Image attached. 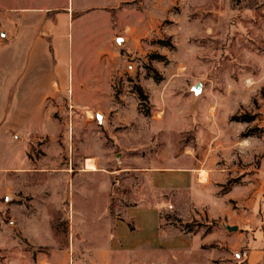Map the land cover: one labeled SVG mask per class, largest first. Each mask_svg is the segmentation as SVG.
Wrapping results in <instances>:
<instances>
[{"label":"rangeland","instance_id":"obj_1","mask_svg":"<svg viewBox=\"0 0 264 264\" xmlns=\"http://www.w3.org/2000/svg\"><path fill=\"white\" fill-rule=\"evenodd\" d=\"M67 1L0 0V31L12 14L42 10L59 27L56 15L66 13ZM137 7L141 17L124 21L132 32L120 28L115 11L105 22L75 21L82 12L68 19L70 35L56 43L65 49L69 39L67 91L12 133L29 165L0 170V264H72L75 237L84 251L89 241L75 233L71 207L80 215L110 207L117 216L125 207L161 205L169 207L165 225L229 235L233 220L220 226L198 210L183 224L172 207L186 206L187 198L153 189L147 175L191 169L206 173L201 183L213 175L229 194L228 207H241L239 187L260 170L264 154V0H147ZM46 40L52 49V37ZM70 175L84 176L77 194ZM218 243L195 262L248 264L250 242H229L226 262L212 256Z\"/></svg>","mask_w":264,"mask_h":264},{"label":"crops","instance_id":"obj_2","mask_svg":"<svg viewBox=\"0 0 264 264\" xmlns=\"http://www.w3.org/2000/svg\"><path fill=\"white\" fill-rule=\"evenodd\" d=\"M145 1L68 0L66 13L56 15L59 27L51 26L52 22L47 17L49 12L44 10L32 11L30 15H11L8 27L0 31V170H8L15 165V171H21L29 165L22 152V142L15 140L12 133L35 123L44 102L67 91L71 69L69 39L65 49H60L56 43L59 36L70 35L68 19H73L74 13L82 12L85 14L75 21L103 19L105 22L111 18V11H115L120 28L132 32L133 26L124 21L138 20L141 13L137 5L141 7ZM36 19L38 22L34 23ZM15 21L21 22V27L16 29V38ZM43 22L44 27H40ZM93 25L97 32L103 29L101 22ZM3 32L5 38H2ZM47 36L52 37V49ZM97 55L99 58L102 52ZM97 80L96 77L79 80L77 87L71 86L72 92H77L78 88L81 90V83ZM91 174L97 173H88L87 176ZM246 175L247 182L239 187L240 193L236 195L241 207H228L229 194H222L220 188L213 184L216 180L213 175L205 183L201 181L206 178V173L191 169H154L147 175L153 189L173 191L187 198L186 206L176 207L173 202L172 207L180 214L183 224L191 222V211L198 210L204 219L220 226L227 219L233 220L226 224L229 235L220 229L205 235L203 231L181 232L173 225H165L162 213L169 207L161 205L125 207L116 212L117 216H113L110 207H98V212L92 215H80L76 207H71L75 233L82 234L86 243L89 241L84 251L78 237H75L72 264H197V257L203 258L208 252L205 250L207 245L218 239L220 247L213 250L214 258L219 257L226 262L228 243L241 239L252 246L248 264H259L264 258V154L260 170ZM24 176L30 179V175ZM61 176L64 181L69 178L67 173ZM83 177L70 175L73 194L80 191ZM195 215L196 219L199 218L198 214ZM63 257L67 259L66 252Z\"/></svg>","mask_w":264,"mask_h":264},{"label":"water","instance_id":"obj_3","mask_svg":"<svg viewBox=\"0 0 264 264\" xmlns=\"http://www.w3.org/2000/svg\"><path fill=\"white\" fill-rule=\"evenodd\" d=\"M2 38H5V33H2ZM236 229H232V231H235Z\"/></svg>","mask_w":264,"mask_h":264}]
</instances>
